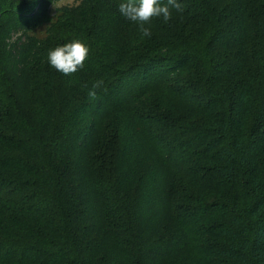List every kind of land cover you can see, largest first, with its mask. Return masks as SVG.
<instances>
[{
    "label": "trees",
    "instance_id": "obj_1",
    "mask_svg": "<svg viewBox=\"0 0 264 264\" xmlns=\"http://www.w3.org/2000/svg\"><path fill=\"white\" fill-rule=\"evenodd\" d=\"M58 1L0 0V264H264V0H179L149 36Z\"/></svg>",
    "mask_w": 264,
    "mask_h": 264
},
{
    "label": "clouds",
    "instance_id": "obj_2",
    "mask_svg": "<svg viewBox=\"0 0 264 264\" xmlns=\"http://www.w3.org/2000/svg\"><path fill=\"white\" fill-rule=\"evenodd\" d=\"M116 8L126 20L135 22L144 36H149L150 29L145 27V24L149 22L150 18L159 17L168 21L170 10H179L180 3L179 0H119ZM88 52V46L82 40L73 37L48 49L47 62L52 68L63 74L74 73L83 66ZM101 83L100 80L94 81L88 95L94 96L95 89Z\"/></svg>",
    "mask_w": 264,
    "mask_h": 264
},
{
    "label": "rangeland",
    "instance_id": "obj_3",
    "mask_svg": "<svg viewBox=\"0 0 264 264\" xmlns=\"http://www.w3.org/2000/svg\"><path fill=\"white\" fill-rule=\"evenodd\" d=\"M74 3H75V0H60V1H58L51 8V12H50L51 17L53 18V16L56 15L57 7L62 6V5H67V4L72 5ZM47 25H48V23L43 25V26H41V27H39L36 30H33L32 33H34V34H36L38 36H43L45 34Z\"/></svg>",
    "mask_w": 264,
    "mask_h": 264
}]
</instances>
